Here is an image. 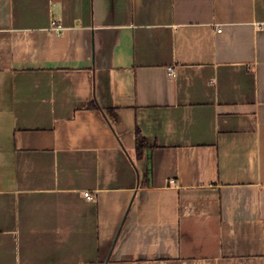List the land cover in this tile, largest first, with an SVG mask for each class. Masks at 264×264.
<instances>
[{
  "label": "crops",
  "instance_id": "crops-1",
  "mask_svg": "<svg viewBox=\"0 0 264 264\" xmlns=\"http://www.w3.org/2000/svg\"><path fill=\"white\" fill-rule=\"evenodd\" d=\"M0 264H264V0H0Z\"/></svg>",
  "mask_w": 264,
  "mask_h": 264
},
{
  "label": "trees",
  "instance_id": "trees-1",
  "mask_svg": "<svg viewBox=\"0 0 264 264\" xmlns=\"http://www.w3.org/2000/svg\"><path fill=\"white\" fill-rule=\"evenodd\" d=\"M88 106L91 110L98 112L99 107L94 102L90 103ZM108 113H109V115H112L114 117V113L112 110H109ZM137 137H138L137 150H138L139 155L143 156V154H144L143 151H144V149H147L148 143H147L145 138L141 137L140 132H139V134H137Z\"/></svg>",
  "mask_w": 264,
  "mask_h": 264
},
{
  "label": "built area",
  "instance_id": "built-area-1",
  "mask_svg": "<svg viewBox=\"0 0 264 264\" xmlns=\"http://www.w3.org/2000/svg\"><path fill=\"white\" fill-rule=\"evenodd\" d=\"M51 30L52 31H56L57 33H61V31H63L64 28L57 21H53L52 22V26H51ZM173 70H174L173 68H169L168 71L170 72V75H173L174 74V71ZM85 198L91 200V199H93V196L91 195V193L87 192L85 194Z\"/></svg>",
  "mask_w": 264,
  "mask_h": 264
}]
</instances>
